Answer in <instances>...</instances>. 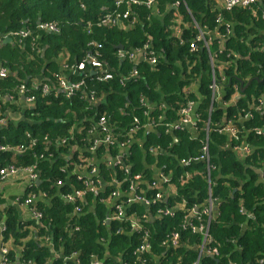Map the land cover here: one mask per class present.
Instances as JSON below:
<instances>
[{"label": "trees", "instance_id": "1", "mask_svg": "<svg viewBox=\"0 0 264 264\" xmlns=\"http://www.w3.org/2000/svg\"><path fill=\"white\" fill-rule=\"evenodd\" d=\"M153 1L155 13L142 6L131 7L138 15L140 24L125 31L117 26L94 25L113 10L114 0H0V33L7 37L10 33L28 31L27 38L20 41L10 37L13 44H6L5 41L0 48V65L9 73L7 78L0 79V117L6 119V124L0 126V146L24 143L27 141L26 134L37 141L32 151L18 156L0 153V160L18 167L36 165L39 184L35 183L30 191L34 194L44 193L49 200V203L41 200L36 203L42 214L40 226L34 222L23 226L17 222L16 211L6 209V230L1 236V243L13 241V249L20 250L17 255L20 263L46 264L53 249L61 251L63 257L76 253L81 264H90L92 259L102 260L104 264L113 263L116 259H122L127 264H139L134 253L143 235L150 247L149 252L142 256L147 264H194L197 260L202 237L193 234L189 228L181 230V226L184 218L190 216L191 209L202 205L207 197L205 164L195 162L182 168L179 161L199 156V141L204 137L202 132L192 140L187 131L170 136L158 126L155 132L146 137L140 134L135 136L125 163L132 166L133 173H140L149 181L155 168H159L164 175L170 176L176 195L150 208L149 215L152 217L143 222L145 233L138 235L131 233L124 222L111 219L108 225L103 224L110 211L99 200H106L113 190L112 186L99 193L93 211L86 210V204L94 198L87 196L79 215L74 214L73 207L59 197L61 191L67 193L70 190L69 186H55L67 174L61 170L69 172L73 166L84 165L86 159L90 158L86 152L89 123L85 119L94 114L84 111L87 105L81 98L82 92L70 100L61 96L57 99L44 98L36 94L33 107H25L17 96V88L26 78L27 88L37 80L54 83L53 75L59 72L60 65L63 62L73 65L83 61L91 42L100 46L97 49L100 54L98 60L104 69L119 71L122 75L130 73L133 66L126 60L119 62L116 47L121 45L122 50L131 51L140 49L150 41L160 59L154 68L139 64L135 82L121 88L117 79L106 83L86 80L87 89L96 91V98L103 97L105 100L97 108L98 115H105L110 124L125 129L131 125L133 116H140L141 99L154 105L152 115L157 116L162 114V103L171 109L183 105V92L191 91L193 82L199 81L198 92L203 97L199 112L201 119L206 121L210 105V91L207 89L210 65L204 50L195 54L189 52V41L195 32L188 25L193 19L212 34H224L225 24H230L231 34L224 41V52H236L240 58L235 63H231L230 59V66L222 62L225 65L224 87L227 92L224 100L227 101L233 85L243 89L250 82L234 106L227 110L221 106L214 107L210 128L221 125L223 118L236 121L243 112H250L257 98L264 95V82H256L264 79V51L261 50L264 48V23L254 21L248 9H219L215 6L217 0ZM175 3L179 4L176 11L170 9ZM262 3L264 7V0ZM174 13L186 25L181 36L182 44L173 37ZM217 18L221 19V25L216 23ZM38 21L40 24L54 23L58 33L39 31ZM88 24L93 25L89 35L86 31ZM211 49L217 51L215 43ZM90 50L93 48L90 47ZM224 52L219 55L221 61L225 60ZM112 74L115 75L114 72ZM8 97H12L16 103L13 104ZM188 100L196 99L191 95ZM244 127L246 130L264 129V110L253 114ZM44 137L51 143L65 139L67 144L58 149L53 146L46 149ZM248 140L255 147L254 154L240 161L231 152L220 150L224 143L222 137L210 134V164L217 167L211 173V179L213 177L215 182L212 198L217 200V212L211 219L194 218L192 224L208 226V234L213 242L211 247L217 249L218 256L217 262L207 255L202 256L199 264H253L258 259H264V183L259 181L256 173L259 170L264 173V139L251 133ZM150 147L160 149L157 156L149 154ZM45 151L52 153V162L39 159V155ZM108 153L113 157L116 148L110 147ZM108 153L101 147L96 154L102 157ZM105 166L104 162L99 163L105 183L111 181L110 175L121 178L118 172L114 174ZM184 172L190 176L181 186L179 179ZM71 185L80 187L74 178ZM182 201L185 202L183 208L180 207ZM164 206L177 208L174 217L156 218V211ZM126 212L127 215L135 213L140 216L145 210L140 205H133ZM246 222L247 226L244 227ZM76 227L77 230L71 232ZM171 232L179 233V246L166 250L162 244ZM41 238H48L51 245ZM8 259L16 261L15 254L9 253ZM52 264L65 263L58 260Z\"/></svg>", "mask_w": 264, "mask_h": 264}, {"label": "built area", "instance_id": "2", "mask_svg": "<svg viewBox=\"0 0 264 264\" xmlns=\"http://www.w3.org/2000/svg\"><path fill=\"white\" fill-rule=\"evenodd\" d=\"M222 9L230 11L233 8L240 7L242 9H248L251 11L253 19L256 22L264 23V10L261 7L262 0H223ZM178 3H175L173 6L176 11ZM142 6L149 11H155L156 5L153 0H114L113 10L103 15L97 22L94 24L97 27L101 26H117L122 30H131L134 26L140 24V19L137 14H135L131 7ZM174 25H173V37L180 40V44L183 43L181 36L183 34V27L186 25L181 22V17L174 13ZM216 23L221 25V19L217 18ZM93 25L88 24L86 26L87 34L91 33V27ZM190 30L195 32L193 39L189 41V52L192 54L197 53L199 50H204L207 54L209 65H210V80L208 83V91H210L211 102H222V104L230 108L236 104L240 99L242 89L241 86L233 85L230 88V94L227 98V101L224 100V97L227 95L225 90V76L224 70L225 65L222 63H228L231 59V62L235 61L237 58L233 57L231 54L226 55L225 60L221 61L219 55L223 54L225 51L224 41L231 34L230 25L225 24L224 34L220 35L211 33L206 30L205 27H202L200 24L195 22L193 19L188 25ZM38 30L41 32L49 33H58V28L54 23L49 24H40L38 25ZM28 31H18L10 33L9 36L5 37L0 33V47L3 43V40L6 38H16L17 40H23L27 38ZM216 41V42H214ZM214 43L217 46V51L213 52L212 47ZM89 51L86 52L85 58L83 61L78 64L68 65L63 62L60 65V70L58 73L53 75L54 83L49 84L42 83V81L37 80L30 84L29 88L26 87L27 84L22 83L17 88V96L23 101L25 107H33L35 104L36 94H40L44 98L54 99L59 98L60 96L66 100L72 99L74 96L82 92L83 100L86 102V107L84 111L93 113L86 118V122L89 123L86 134L88 136V146L86 147V152L90 155L89 161H85L84 165L73 166L71 170V175L75 181L80 185L78 188L72 187L70 185V192L61 193V199L64 203H68L73 207V213L79 215L83 211V203L87 196H93L95 199L98 197L99 193L104 192L107 187L112 186L113 190L110 191L109 196L106 200L100 199V204L107 205V210L110 211V215L107 214V220H117V222L127 223L130 232H137L138 235L144 232L143 222L149 218V210L154 207L157 203L167 201V197L163 192L160 191L162 185L168 189L173 188V192L170 197H175V187L171 184V179L169 175H164L160 170L156 173L155 179L146 180L142 174L133 173L132 166L124 164L123 160L127 157L129 149L134 141L135 136L139 134L142 136L150 135V132L154 130L157 126L164 127L167 132L172 131H186L187 128H197V125L200 124V132L204 134L203 139L199 141L200 145H203L207 140L208 136L211 133L214 134H225L229 138L230 152L238 159L245 160L248 158L252 152L253 147L246 142L249 138V134L259 136L264 139V129H253L246 130L242 129L244 135H241V129L234 126L236 121L228 120L223 118L221 125H217L210 128V116L211 111L207 112L206 121L201 119L200 113L197 115L195 110L199 107L200 103L203 100L202 95L198 92L200 89L199 81H194L191 86V91H184L183 105H180L176 109L178 115L174 119H170L168 128L165 127V123H162V116H152V111L155 107L150 106L145 103L142 99L140 100L141 111L140 116H133L131 119V125L127 126L125 129H118L114 124H110L109 120L105 115H98L97 108L102 104L103 97L96 98V91L87 89L86 80L96 83H106L111 82L117 79L118 84L121 88H125L131 82H135L138 79L136 73V67L141 64H147L149 67L154 68L157 66L160 56L153 50V46L150 41L143 44L140 49H135L131 51L119 50L117 52V59L120 63L122 61H128L133 66V71L128 72L125 75L120 74L119 71H112L111 69H104L102 63L98 60L100 57L99 52L97 51L100 46L96 43H89ZM90 47L93 50H90ZM115 73V75L112 74ZM9 75L7 69L0 65V79H5ZM74 80V81H73ZM191 95H194L196 100H188ZM264 95H261L255 101L250 112H243L239 115V118L248 122L253 118V114H258L264 110ZM2 96L0 95V101ZM8 100L12 101L13 104L16 102L12 97H8ZM104 103V102H103ZM167 106L162 103L160 109L166 110ZM175 120V121H174ZM6 124V119L0 117V126ZM125 141H119L121 139ZM27 141L19 145L14 146H0V153H10L12 155H22L26 152H30L35 148L36 140L31 138L29 134H26ZM44 143L46 144V149H49L50 146H53L55 149L63 147L67 144L65 139H57L53 143L49 142L46 137H44ZM103 147L106 152L110 147L116 148V154L114 157L110 158V154H106V158L100 159L101 162H104L107 166L105 168L110 172L116 174L118 172L121 175V178L110 175L111 181L105 183L102 180L100 174L99 165L94 164V160L91 158L97 157V150ZM123 147V148H122ZM201 147V146H200ZM160 149L158 147L149 148V154L158 155ZM103 157V156H102ZM53 155L47 151L39 155V159L48 160L52 162ZM122 159V160H120ZM97 160V159H96ZM195 162H203L205 164V180L207 184V193L204 203L198 207L194 206L190 211V216L184 218V222L181 226L182 229L189 228L193 234H198L203 238V243L199 247V256H211L217 257L218 252L216 248H211L213 243L208 234V226H203L199 224L198 226L192 224V220L197 218L198 220L201 217H206L211 219L213 215L217 212V200L212 198V187L214 185V179H211V173L214 172L216 166L210 164V155L207 149V144L205 143L200 148V154L197 158H189L187 160H180L179 165L182 168L189 167L188 165ZM85 171V175H81L82 171ZM62 172H67L66 169H62ZM189 173L184 172L180 177L179 183L181 186L185 185L189 179ZM14 177H23L25 180L24 186V198L17 200L16 207L21 206L27 209L35 225H41L42 214L38 211L35 201L37 194H34L33 191H30L33 188L35 183L39 182V171L36 165L18 167L13 163H3L0 160V181H4L8 178ZM212 181V182H211ZM144 184V185H143ZM55 186L61 188L64 186L62 180H58ZM122 187V189H120ZM40 196H46L44 193H39ZM143 205L146 209L145 213L138 216L135 213L127 215L126 211L131 208L133 205ZM185 202L182 201L181 208H183ZM177 208H170L164 206L159 208L156 211V218L164 217H174ZM72 213V214H73ZM110 217V218H108ZM152 217V216H151ZM252 216H247L251 218ZM6 228L4 222L0 221V240L2 235L5 232ZM77 230V227L72 229L71 232ZM122 231H117L120 233ZM145 233V232H144ZM147 234V233H146ZM144 236V235H143ZM141 238V244L136 249L134 255L137 257V262L139 264H147L142 256L144 253L149 252L150 247L146 237ZM179 233L171 232L168 235L167 239L163 242L162 246L169 250L170 248H177L179 246ZM44 240L45 238H41ZM2 242V240H1ZM45 242L49 245L50 242L45 239ZM5 244V243H3ZM1 247V246H0ZM20 252V250H18ZM10 251L6 247L0 248V264H22L20 263L19 258L16 261H9ZM63 262L67 264L68 262H73L71 264H81L78 260V255L75 253L69 257H63ZM90 264H104L102 260L92 259ZM109 264H127L124 263L122 259H116L115 262ZM194 264H199V258L195 261ZM228 264H239L235 262H229ZM253 264H264V259H258Z\"/></svg>", "mask_w": 264, "mask_h": 264}, {"label": "crops", "instance_id": "3", "mask_svg": "<svg viewBox=\"0 0 264 264\" xmlns=\"http://www.w3.org/2000/svg\"><path fill=\"white\" fill-rule=\"evenodd\" d=\"M222 1L223 0H217V2L215 3V6L218 7L219 9L220 8L222 9V7H223V2ZM261 7L264 10L263 3L262 2H261ZM237 8H240V7H237ZM242 10H244V9H242ZM154 13H155V11H154ZM254 21H256V20H254ZM6 44H13V41H11V40L10 41H6ZM261 50L264 51V48H262ZM228 54H231L233 57H236L237 58L235 61H233L231 63L238 62V60H239L240 57H239V55L236 52H230V53L224 52V57L226 58V55H228ZM229 66H230V64H229ZM263 100H264V98H263ZM196 101H197V98H196ZM148 105L154 106V105H151V104H148ZM166 106H167L166 110H162L161 109L162 114H159V115H161L162 117H165L166 120H167V117L169 119L176 118V116L178 115L176 109H178V108L171 109L168 105H166ZM237 119H238L237 120V123H235L234 126H236L239 129H241V135H244V132H243L242 129H245V127H244L245 126V120L242 119V118H239V117ZM161 128H163V130L165 131V133H168L170 136H173V134L171 132H167L164 127H161ZM155 129L152 130L150 132V134L152 132H155ZM217 136L222 137L224 139V143L221 145L220 150H223V151L226 150V151L230 152V150H229L230 149V145H229V138H228V136L225 135V134H217ZM253 148H255V147H253ZM145 154L147 155V153H145ZM152 156H156V155L153 154ZM91 159L94 160V164L95 165H99V163H101V160L98 159V158H96L97 160L94 159V158H91ZM86 160L89 161L90 159H86ZM154 166H155V164H154ZM158 171H159V168H157V169L155 168V171L153 172V179H155L156 173ZM71 172L72 171H69V173L66 174L65 175V178L62 180L64 182V186H69L70 187L71 180L73 178V176L71 175ZM259 172H261V176H259V181H261L262 183H264V173H263V170H259ZM81 175H85V171L84 170L81 172ZM38 184H39V182H38ZM24 186H25V180H24L23 177L8 178V179H6L4 181H0V201H1L0 206H4V207H0V221H2V222L5 221L6 212H7L6 209H13V210L16 211L17 222L19 224H22L24 226V225H27V224H31L33 222L32 218H31V214H30V212L27 209H25V208H23L21 206H18V208H17L16 205H15L16 202H17V200L24 198V193H25L24 192ZM57 188H59V187L57 186ZM70 191L71 190H69L67 192H70ZM160 191L163 192L166 196L170 197L171 194H172V192L174 190H173V188L172 189H168L167 187H165L164 185H162L161 188H160ZM61 192L64 193L63 191H61ZM61 192L59 194V197L60 198H61ZM39 193L37 194V198H36L35 204L39 200L46 201L47 203H49V200H47L46 197L43 196V195L40 196ZM95 207H96V199L95 198H93L90 201V203L88 202L86 204V210L87 211L88 210L93 211ZM30 230L31 231L33 230L32 227L30 228ZM12 244H13V241L12 240L8 241L5 244L1 243V240H0V246L1 247H6L10 251V253L12 252L13 254H15V257L17 259V257H18L17 255H18L19 252H18L17 249H13L14 246ZM62 258H63V255H62V252L61 251L57 252V251H53V249H51L50 250V256H49L46 264H52L55 261L62 260ZM68 263H73V262L71 261V262H68Z\"/></svg>", "mask_w": 264, "mask_h": 264}, {"label": "rangeland", "instance_id": "4", "mask_svg": "<svg viewBox=\"0 0 264 264\" xmlns=\"http://www.w3.org/2000/svg\"><path fill=\"white\" fill-rule=\"evenodd\" d=\"M240 93L242 94L243 92H242V89L240 90ZM225 98V97H224ZM222 102H223V100L221 101V102H216V101H214V102H211V99H210V105H209V108H208V111L210 110L211 111V114H213V112H214V107L215 106H221V108H223V110H227L228 108L227 107H225L223 104H222ZM200 110H199V107H197L196 108V110H195V113L198 115L200 112H199ZM170 121V119L167 117V120H166V118L165 117H162V123H165V127L166 128H168V124H167V122H169ZM199 125L200 124H198L197 125V128L195 129V128H187L186 129V131L190 134V136H191V139L192 140H194V139H196L197 138V136H199V134H200V127H199ZM183 132H185V131H183ZM173 135L175 134V133H182V132H180V131H172L171 132ZM211 134H214V133H211ZM176 140V138H174V141ZM246 142L247 143H249V140L247 139L246 140ZM207 144V149H208V151H209V155H210V146H209V144H210V135L208 136V138H207V140L204 142V144ZM203 144V145H204ZM203 145H200L201 147L203 146ZM251 145V144H250ZM252 147H253V145H251ZM123 148V147H122ZM254 150H253V152H252V154L250 155V156H252L253 154H254V151H255V148H253ZM116 154V153H115ZM130 155V154H129ZM129 155L127 156V157H125L124 158V164H129V163H125L126 161H128V159H129ZM157 156V155H156ZM249 156V157H250ZM114 157V156H113ZM102 158H106V156H103V157H98V159H102ZM110 158H112V157H110ZM247 159V158H246ZM245 159V160H246ZM120 160H122V159H120ZM245 160H240V161H245ZM140 206H142L143 208H144V210L146 211V209L147 208H145L143 205H141L140 204ZM103 224H106V225H108L109 224V220H107V219H105V221H103ZM131 233H137V232H131ZM201 241H202V243H203V238L201 239ZM202 245V244H201ZM211 248H213V247H211ZM201 257L202 256H199V252H198V256H197V259L199 258V261H200V259H201ZM211 259H216V257H211V256H209Z\"/></svg>", "mask_w": 264, "mask_h": 264}, {"label": "water", "instance_id": "5", "mask_svg": "<svg viewBox=\"0 0 264 264\" xmlns=\"http://www.w3.org/2000/svg\"><path fill=\"white\" fill-rule=\"evenodd\" d=\"M170 9H171V10H174L175 8H174V7H171ZM39 24H40V22L38 21V22H37V25H39ZM6 41H10V38H6ZM122 48H123V47H122L121 45H119V46L116 47V49H118V50H122ZM42 55H43V52H42ZM256 82H257V83L264 82V79L261 80V81H257V80H256ZM24 83L27 84V78L24 80ZM249 83H250V82H249ZM249 83H248V84L242 89V92L248 87ZM103 102H104V101H103ZM103 102H102V103H103ZM256 173H257L259 176H261V172L257 171ZM0 207H4V206H0ZM246 226H247V222L245 223L244 227H246ZM214 260L217 262V259H214Z\"/></svg>", "mask_w": 264, "mask_h": 264}, {"label": "flooded vegetation", "instance_id": "6", "mask_svg": "<svg viewBox=\"0 0 264 264\" xmlns=\"http://www.w3.org/2000/svg\"><path fill=\"white\" fill-rule=\"evenodd\" d=\"M5 41H6V39L3 40V43H4ZM3 43H2V45H3ZM2 45H1V46H2ZM0 48H1V47H0Z\"/></svg>", "mask_w": 264, "mask_h": 264}]
</instances>
